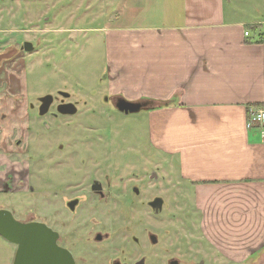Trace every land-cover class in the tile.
<instances>
[{"label": "rangeland", "instance_id": "1", "mask_svg": "<svg viewBox=\"0 0 264 264\" xmlns=\"http://www.w3.org/2000/svg\"><path fill=\"white\" fill-rule=\"evenodd\" d=\"M173 3L0 0V92L23 89L24 82L27 89L23 116L17 117V108L11 112L7 167L12 188L0 195V206L19 221H41L60 230L79 264L142 257L146 264H169L174 258L181 264H232L203 237L193 191L182 181L177 161L153 148L151 107L126 113L117 107L121 98L108 91L100 29L161 20L172 13ZM25 41L32 50L24 49ZM62 91L76 103V114L57 111ZM47 94L54 103L41 114V97ZM21 96L25 104L24 92ZM95 179L111 193L108 200L100 202L88 192ZM78 182L82 188H76ZM135 187L141 199H132ZM78 190L87 191L88 198L72 215L66 199ZM154 197L163 200L158 213L147 202ZM98 234L105 238L99 241ZM17 247L0 235V264H13Z\"/></svg>", "mask_w": 264, "mask_h": 264}, {"label": "crops", "instance_id": "2", "mask_svg": "<svg viewBox=\"0 0 264 264\" xmlns=\"http://www.w3.org/2000/svg\"><path fill=\"white\" fill-rule=\"evenodd\" d=\"M171 6L161 20L100 29L108 91L150 103L153 148L177 161L216 253L232 264H264V138L247 127L251 109L264 108V0ZM9 91L0 92V195L12 188L11 112L24 114L25 82Z\"/></svg>", "mask_w": 264, "mask_h": 264}, {"label": "water", "instance_id": "3", "mask_svg": "<svg viewBox=\"0 0 264 264\" xmlns=\"http://www.w3.org/2000/svg\"><path fill=\"white\" fill-rule=\"evenodd\" d=\"M31 46L28 41L24 43V49L27 51L33 49ZM52 102V94L41 97L40 113H47ZM117 107L129 113L148 107V104L120 99ZM58 111L63 114H75L77 106L73 102L63 103L58 106ZM151 205L158 213L162 209L163 200L156 198ZM0 235L18 246L13 264H76L71 251L58 243V232L44 222H22L15 219L8 209L0 208Z\"/></svg>", "mask_w": 264, "mask_h": 264}, {"label": "flooded vegetation", "instance_id": "4", "mask_svg": "<svg viewBox=\"0 0 264 264\" xmlns=\"http://www.w3.org/2000/svg\"><path fill=\"white\" fill-rule=\"evenodd\" d=\"M62 92H64V91H62ZM61 95H62V97H63V99L62 100H60V101H58L57 103H56V109H57V111H58V106L60 105V104H63V103H68V102H72V101H69L68 99H69V94H66V93H60ZM53 101H54V99H53ZM54 102H52V104H53ZM74 103V102H73ZM51 104V105H52ZM74 104H76V103H74ZM77 106V105H76ZM59 112V111H58ZM77 112H78V107H77ZM76 112V113H77ZM75 113V114H76ZM61 114H63V113H61ZM64 115H67V114H64ZM74 115V114H73ZM69 166H71L72 167V165H68V167ZM78 185H76V188H78V187H81V185L80 184H82V182H78L77 183ZM82 188V187H81ZM126 194H128L129 196H130V198H131V194H130V191H129V188L127 187L126 188ZM134 193H136L135 194V196L132 198V199H134V198H136V199H141L143 196L142 195H140V190L138 189V188H133V190H132ZM88 192H91V193H93V194H95L97 197H98V200L100 201V202H103V201H106V200H108V198H110V195H111V193L109 192V191H107L106 190V187H105V185H104V182L102 181V180H94V182L92 183V185H91V187H90V189H88ZM72 195L69 197V198H67L66 199V206H67V208L69 209V211H70V213L72 214V215H77V214H79V212H80V208L82 207V205H83V202L88 198V196L86 195V193H87V191H84V190H82L81 192H79V190L77 191V192H73L72 191ZM76 193V194H75ZM130 198H128V199H130ZM156 198H158V197H154L152 200H148L147 202H148V204L150 205L151 204V202L152 201H154ZM161 198V197H160ZM153 207V206H152ZM55 231H57L58 232V234H59V238H58V243L61 245V246H63V247H65V248H67L68 250H70L71 251V253L73 254V256H74V258H75V261H76V264H79V262H78V259H77V257H76V255H75V250H74V248L73 247H71V246H68V245H65L64 244V236L62 235V233H61V231L60 230H58L57 228H55V227H52ZM105 237H103V235H101V234H98L97 235V238L96 239H98L99 241H101V240H103ZM136 249H137V252H138V248L136 247ZM134 251V250H133ZM136 251V250H135ZM131 253H134V252H131ZM114 264H146V259H145V257H142L141 259H137V260H134V261H132L131 262V260L129 261V260H125V261H115L114 262ZM169 264H181V260H179L178 258H174V259H170L169 260ZM196 264H204L202 261H200V260H197L196 261Z\"/></svg>", "mask_w": 264, "mask_h": 264}, {"label": "built area", "instance_id": "5", "mask_svg": "<svg viewBox=\"0 0 264 264\" xmlns=\"http://www.w3.org/2000/svg\"><path fill=\"white\" fill-rule=\"evenodd\" d=\"M249 35V31L245 32ZM248 128H259L261 136L264 138V108H252L250 119L247 122Z\"/></svg>", "mask_w": 264, "mask_h": 264}]
</instances>
